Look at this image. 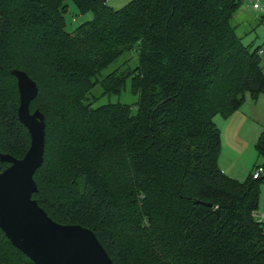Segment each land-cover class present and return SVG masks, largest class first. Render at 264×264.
I'll list each match as a JSON object with an SVG mask.
<instances>
[{
    "label": "trees",
    "instance_id": "1",
    "mask_svg": "<svg viewBox=\"0 0 264 264\" xmlns=\"http://www.w3.org/2000/svg\"><path fill=\"white\" fill-rule=\"evenodd\" d=\"M68 1L92 14L71 31ZM244 2L0 0V153L21 158L29 143L17 69L35 83L29 111L44 121L31 197L53 221L91 230L113 264H264V222L251 216L264 180L216 163L213 117L264 94V39L243 44L230 22ZM126 84L133 108L95 103ZM255 150L264 164V133ZM0 264L33 263L0 231Z\"/></svg>",
    "mask_w": 264,
    "mask_h": 264
},
{
    "label": "water",
    "instance_id": "2",
    "mask_svg": "<svg viewBox=\"0 0 264 264\" xmlns=\"http://www.w3.org/2000/svg\"><path fill=\"white\" fill-rule=\"evenodd\" d=\"M17 89V120L29 135L21 158L0 153L7 166L0 170V231L33 264H113L88 228L53 221L31 197L36 191L32 175L42 162L43 115L29 111L35 83L21 70L11 69Z\"/></svg>",
    "mask_w": 264,
    "mask_h": 264
},
{
    "label": "rangeland",
    "instance_id": "3",
    "mask_svg": "<svg viewBox=\"0 0 264 264\" xmlns=\"http://www.w3.org/2000/svg\"><path fill=\"white\" fill-rule=\"evenodd\" d=\"M105 3L112 7L113 9H119L128 3L129 0H104ZM261 4H264V0H258ZM67 7L63 13V26L66 31H71L78 24L89 20L92 18L90 11L84 13H79L73 3L68 1ZM254 10L251 8L250 4L247 2L242 4L239 7V10L235 11L231 18V25L235 29V33L241 37L243 44H248L251 46L258 45L264 39V21H259ZM136 54L132 55V59L129 62L132 64L133 57ZM128 63V64H129ZM134 64V63H133ZM258 66L261 67V70L264 73V56L260 58ZM128 80H126L127 82ZM128 84V82H127ZM127 84L124 89L120 91L118 95H110L100 97L95 103H123L131 106L133 108L134 103L137 100L135 94L130 93ZM99 88L93 89L89 93L90 101L89 103L93 104L92 98L99 94ZM245 96V95H244ZM247 96V95H246ZM245 96V101L242 104L243 109L238 110L236 114H228L225 117H221L219 114H216L213 117V122L219 131V140H220V150L217 156V165L221 168H225V175L230 176L237 175L243 176L250 174L254 166L262 164V158L257 156L255 150V140L257 135L255 133V126L253 124H246L245 126L240 125L238 122L235 126L237 129V135L230 133L229 122L232 121L236 115H242L251 119V123L259 125L262 133H264V94L258 96V101L255 102V110L253 113H250L248 107L245 108L247 97ZM229 120H226V117H229ZM251 125V126H249ZM232 132V131H231ZM223 166V167H222ZM242 177V180L244 179ZM234 178V177H232ZM114 179V178H113ZM241 180L240 178H235ZM119 186L118 181H113L111 186L112 189H109L110 193L117 191L116 186ZM110 186V187H111ZM120 198L126 197V192L118 193ZM257 211L262 213L264 211V182L260 183L258 186V200H257ZM160 230V229H158ZM152 235L157 236L159 232L152 229Z\"/></svg>",
    "mask_w": 264,
    "mask_h": 264
},
{
    "label": "crops",
    "instance_id": "4",
    "mask_svg": "<svg viewBox=\"0 0 264 264\" xmlns=\"http://www.w3.org/2000/svg\"><path fill=\"white\" fill-rule=\"evenodd\" d=\"M247 95V96H246ZM260 95V94H259ZM258 95V96H259ZM263 95V94H262ZM245 96L247 97V101H246V106H245V108L246 107H248V110H249V112L250 113H253V111L255 110V107H256V105H255V102L256 101H258V96H256L255 98H253L252 96H250V95H248V94H245ZM245 96H243V99H242V102H241V104H240V106L236 109V110H234V111H232V113H231V115L230 116H232V114H236V112L238 111V110H241V109H243V107H242V104L244 103V101H245ZM230 116L229 117H226V120H229L228 118H230ZM240 123V125H243V126H245L246 124H253L254 126H255V133H256V135H257V138H256V140L258 139V137H259V135L262 133V130H261V128H260V126L259 125H255V124H257V121L255 122V123H251V119H250V117L249 118H247V117H243L242 115H236V117L232 120V121H230L229 122V128H230V133H232V134H235V133H237V129H235V126L237 125V123ZM215 125V124H214ZM249 126H251V125H249ZM232 131V132H231ZM235 135H237V134H235ZM255 140V141H256ZM217 163V162H216ZM218 166V165H217ZM223 167V166H222ZM218 168H219V170L221 171V173H226L225 171V168H221V167H219L218 166ZM225 175V174H224ZM248 175V174H247ZM246 175V176H247ZM227 176V175H226ZM228 177H230V176H228ZM232 177H234L233 179H235V178H240L241 180H242V177L243 176H237V175H232L231 174V177L230 178H232ZM244 178V177H243ZM237 180V179H236ZM241 180H239V181H241ZM256 212H258L257 211V209H256ZM259 213V212H258Z\"/></svg>",
    "mask_w": 264,
    "mask_h": 264
},
{
    "label": "built area",
    "instance_id": "5",
    "mask_svg": "<svg viewBox=\"0 0 264 264\" xmlns=\"http://www.w3.org/2000/svg\"><path fill=\"white\" fill-rule=\"evenodd\" d=\"M250 4L251 8L254 10L253 12H256L257 14L262 16V20L264 21V4H261L258 0H247ZM258 54H261V49L258 50ZM251 179H263L264 180V164H258L254 166L253 170L249 174ZM252 218L258 222L262 223L264 222V211L262 213H258L256 211H253L251 213Z\"/></svg>",
    "mask_w": 264,
    "mask_h": 264
}]
</instances>
